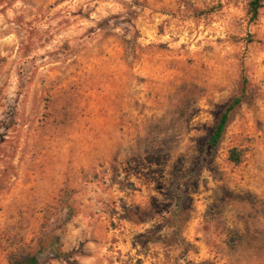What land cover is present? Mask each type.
I'll list each match as a JSON object with an SVG mask.
<instances>
[{"label":"rangeland","instance_id":"374dc122","mask_svg":"<svg viewBox=\"0 0 264 264\" xmlns=\"http://www.w3.org/2000/svg\"><path fill=\"white\" fill-rule=\"evenodd\" d=\"M30 258L264 264V7L0 0V264Z\"/></svg>","mask_w":264,"mask_h":264},{"label":"trees","instance_id":"16d2710c","mask_svg":"<svg viewBox=\"0 0 264 264\" xmlns=\"http://www.w3.org/2000/svg\"><path fill=\"white\" fill-rule=\"evenodd\" d=\"M249 3V15L251 22H256L260 16V12L264 7V0H246ZM248 79L245 76V71H243V80L242 86L238 96H236L231 103L226 107V109L222 112L218 120L216 121L211 134L208 138L206 144V150L202 157L200 158L201 166H209L212 161V156L214 153L220 148L221 143L225 137L226 131L232 121V118L236 111L240 108L243 104L247 92H248ZM230 161L235 165H240L243 160V155L237 149H233L230 152ZM177 183L174 184L172 187V191H174ZM56 258L61 257V254L57 251L53 252ZM27 264H39L36 258H30L27 261Z\"/></svg>","mask_w":264,"mask_h":264}]
</instances>
